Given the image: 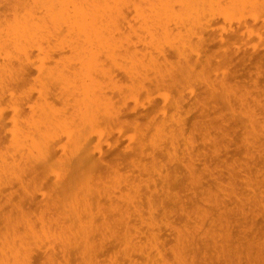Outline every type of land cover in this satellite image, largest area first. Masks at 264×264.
Wrapping results in <instances>:
<instances>
[{
	"label": "rangeland",
	"instance_id": "374dc122",
	"mask_svg": "<svg viewBox=\"0 0 264 264\" xmlns=\"http://www.w3.org/2000/svg\"><path fill=\"white\" fill-rule=\"evenodd\" d=\"M20 3L0 0L2 22L23 14ZM230 14L232 17L227 13L226 18ZM230 20L224 22L227 32L232 30L227 34H222L216 23L212 24L213 31L210 28L203 33L198 56L190 57L193 67L188 74L179 72L182 63L169 53L164 81L144 84L136 105L117 93L112 96L118 119L102 132L98 130L103 162L88 178L90 193L94 194L88 197L90 210L80 216L88 237L86 248H80L88 255L85 262L93 257L92 264H118L124 247L113 237H134L142 246L156 245L170 264H176L172 251H180L182 264H264V27H249L252 36L245 34L240 40L241 20ZM53 45L42 43L40 71L31 77L26 72L19 86L5 79L4 87L12 88L6 96L15 91L37 105V93L52 90L48 88V74L69 55L58 53ZM0 51V66L9 61L16 65L13 51L7 56L3 48ZM46 59L52 60L48 64ZM117 78L121 88L127 86L121 74ZM43 80L45 83H41ZM49 98L56 109L67 108L62 98ZM7 99L0 103L6 118L11 116L9 107L13 104L17 109L25 107L20 100L16 103ZM14 117L13 123L18 124L20 117ZM161 121L164 125L157 126ZM140 143L142 151L137 149ZM7 145L6 140L0 145V160L9 155ZM41 171L23 178L21 184L15 181L10 187H2L5 190L0 188V246L7 238L26 237L28 228L38 235L43 230L51 236L48 243L29 247L30 264H82L78 250L64 258L60 252L58 237L67 235L70 228L64 206L74 198L57 191L54 184H59L55 175L68 171L58 164ZM108 190L114 191L110 202ZM178 237L194 240L195 252L185 243L181 250ZM47 252L53 253V258ZM134 262L145 264L138 256Z\"/></svg>",
	"mask_w": 264,
	"mask_h": 264
},
{
	"label": "bare ground",
	"instance_id": "6f19581e",
	"mask_svg": "<svg viewBox=\"0 0 264 264\" xmlns=\"http://www.w3.org/2000/svg\"><path fill=\"white\" fill-rule=\"evenodd\" d=\"M20 1L23 10L21 16L12 15L11 21L4 22L0 18V49H4L5 56L10 50L13 51L11 57L16 64L11 65L12 62L9 61L0 66V103L8 97L9 102L16 100L17 103L20 100L26 107L17 109L16 104H13L9 107L12 108V113L8 118L4 117L0 109V145L6 140L9 151V155L0 160V188L5 190L2 187H10L15 181L21 184L23 178L36 174L38 170L49 171L55 164L68 171L62 176L55 175L59 184H54L57 191L70 193L74 198L64 206L69 212L70 228L67 235L58 237L61 239L60 252L64 258L70 251L78 250L76 254L82 257V264H92L93 257L87 258L88 261L85 262L88 255L80 250L88 244L80 216L90 210L88 197L94 194L93 191L90 193L88 178L103 162L98 130L102 132V129L111 127L118 119L112 96L117 93L124 101H132L136 105L138 92L144 89V84L151 80L156 83L164 81L163 68L169 62V53L182 63L179 72H191L193 64L190 57L192 54L198 56L203 33L209 32L210 28L213 31V23L220 26L222 34H227L230 30L227 32L224 22L237 17L241 20L239 25L235 23L241 34H238V38L244 39L245 34L252 36V33L249 34L252 31L249 27L257 24L264 27V0ZM227 13H232V17L230 14L229 19L226 18ZM223 19L225 20L222 21ZM208 35L211 36L210 33ZM218 40L221 41L220 38ZM48 41L55 45L58 53H69L64 60L62 56L63 62L59 65L57 63V68L52 67L55 71L47 72L50 81L48 88L51 86L52 90L47 94L37 93V105L29 98L17 96L15 91L6 96L12 88L4 87L5 79L18 85L22 83L21 77L26 72L31 77L33 72L40 71L38 68L42 66L39 63L42 59L39 47ZM223 41L225 39L221 42ZM51 60L46 59L44 62ZM118 74L128 82L126 87L118 85ZM41 83H45L44 80ZM49 97L57 100L62 98L67 108L56 109L55 103L49 102L52 100ZM142 105L143 103L139 105L140 109L143 108ZM15 115L20 117L18 124L13 123ZM163 125L164 121H161L157 126ZM137 149L142 151L143 144H138ZM113 193V190L106 193L109 202L112 201ZM132 204L133 201H130L129 205ZM132 208L135 209L136 206L133 204ZM113 210L118 211L117 208ZM73 217L78 223L74 224ZM49 236L51 235L46 231L42 230V234L38 235L32 228H28L26 237L13 236L5 239L0 246V264H30L32 251L29 247L43 241L48 243ZM113 238L124 247L118 264H135L137 256L143 257L145 264H170L156 245L150 248L147 244L142 246L134 237ZM184 240V237H178L176 241L180 243L181 250L185 243L189 245L191 252H195L192 250H196V242ZM176 248L179 249L177 245ZM172 253L175 263L182 264L180 251ZM48 257L53 258V253L48 254Z\"/></svg>",
	"mask_w": 264,
	"mask_h": 264
}]
</instances>
